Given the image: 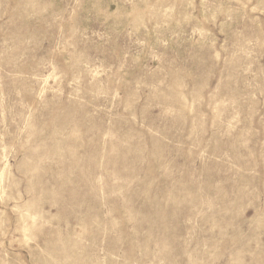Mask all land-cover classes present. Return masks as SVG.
I'll list each match as a JSON object with an SVG mask.
<instances>
[{
  "label": "rangeland",
  "instance_id": "1",
  "mask_svg": "<svg viewBox=\"0 0 264 264\" xmlns=\"http://www.w3.org/2000/svg\"><path fill=\"white\" fill-rule=\"evenodd\" d=\"M0 264H264V0H0Z\"/></svg>",
  "mask_w": 264,
  "mask_h": 264
}]
</instances>
